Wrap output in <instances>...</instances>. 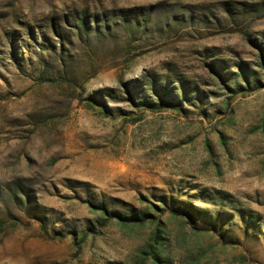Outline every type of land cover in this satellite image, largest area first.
<instances>
[{
	"label": "rangeland",
	"instance_id": "rangeland-1",
	"mask_svg": "<svg viewBox=\"0 0 264 264\" xmlns=\"http://www.w3.org/2000/svg\"><path fill=\"white\" fill-rule=\"evenodd\" d=\"M0 264H264V0H0Z\"/></svg>",
	"mask_w": 264,
	"mask_h": 264
},
{
	"label": "trees",
	"instance_id": "trees-1",
	"mask_svg": "<svg viewBox=\"0 0 264 264\" xmlns=\"http://www.w3.org/2000/svg\"><path fill=\"white\" fill-rule=\"evenodd\" d=\"M81 28H86L87 29V21L86 18L83 17L81 20ZM52 29L53 32L55 33V35L59 38L62 37V34L60 33V31H58V27L55 23H53L52 25ZM48 46V45H47ZM241 76L243 75V73H240ZM41 80L44 82L47 81H53V77L51 74H49V71H44L43 73H41ZM146 84V83H145ZM151 86L149 87L152 94H146L144 96H137L138 92H141L142 90L145 92L147 89H145L146 85L143 86V84H141V82L139 80H132L126 83H123V85L126 88L127 93L129 94L130 98L132 99V102H134V104H136L137 106H145L147 108L150 109H158V108H178L180 106L181 103V97L180 95L177 96V94L175 93V88L172 86H169L170 84H160L158 83V81L156 82L155 80L151 82ZM237 88L239 89V91L242 90H254L253 87H250L249 83L246 85H242V84H237ZM170 94V96H169ZM185 96H187V100H188V93L185 92ZM141 99H138L140 98ZM144 98V99H143ZM90 99H92L94 102L96 103H101L102 101H100V99L97 96H91ZM138 99V100H137ZM179 99V100H178ZM231 195L226 194L225 197L223 196H219L217 195L216 198L220 199L223 202V205H231L230 198ZM215 198V199H216ZM201 200L206 201L207 199H205V197H202L201 195ZM162 202L164 203L165 206L168 207V201H166V197H162ZM168 202V203H167ZM182 203L184 205V209L180 210L177 209L175 206V200H174V204H173V212L177 213H181L184 212V214L186 216H188L191 219H195L196 217H202V216H207V218L209 220H213L214 217H216V221L214 220V222H218V220L223 219V216L227 218V220H232V218L238 214H240V218L243 220L244 218H249V219H253L257 221V217L258 214L255 212H250L248 210H244V209H238L237 205L233 204L231 205L232 209H237L236 212H232L230 211V213H226L224 211H222L223 209H218L215 211H209L208 209H203L201 207H197V205H195L194 203H190L187 201H182ZM214 205H217L215 203V201H213ZM97 208L103 210L105 213H107V208L105 206V204H99L97 205ZM112 215H117V217L123 221H136V220H142L143 217H138V215H132V216H125L122 214H118L116 212H110ZM215 214V215H214ZM220 217V219H219ZM43 226H45V223L42 224Z\"/></svg>",
	"mask_w": 264,
	"mask_h": 264
}]
</instances>
